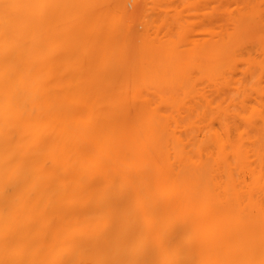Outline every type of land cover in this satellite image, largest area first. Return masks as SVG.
<instances>
[{
    "label": "bare ground",
    "instance_id": "bare-ground-1",
    "mask_svg": "<svg viewBox=\"0 0 264 264\" xmlns=\"http://www.w3.org/2000/svg\"><path fill=\"white\" fill-rule=\"evenodd\" d=\"M262 259L264 0H0V264Z\"/></svg>",
    "mask_w": 264,
    "mask_h": 264
},
{
    "label": "rangeland",
    "instance_id": "rangeland-1",
    "mask_svg": "<svg viewBox=\"0 0 264 264\" xmlns=\"http://www.w3.org/2000/svg\"><path fill=\"white\" fill-rule=\"evenodd\" d=\"M199 37H201V36H199ZM199 37H198V38H199ZM204 37H205V36H204ZM205 38H206V37H205ZM240 167L242 168L241 165H240ZM242 169H243V168H242ZM240 170H241V169H240ZM240 170H239V171H240ZM245 170H246V168H245ZM247 170H248V169H247ZM247 170H246L245 172H243V174L246 173ZM239 171H238V169H237V171H235V172H237V174H240V173H242L243 170H242L240 173H239ZM248 173H249V171H248L246 174H248ZM245 176L247 177V175H245ZM245 176L242 175V176H237V177H245ZM248 176H249V175H248ZM247 179L249 180L250 177H248ZM241 181H242V180H241ZM243 181H244V179H243ZM247 182H248V181H247ZM255 197H257V196H255ZM259 198H260V197H259ZM261 198H262V197H261Z\"/></svg>",
    "mask_w": 264,
    "mask_h": 264
},
{
    "label": "snow or ice",
    "instance_id": "snow-or-ice-1",
    "mask_svg": "<svg viewBox=\"0 0 264 264\" xmlns=\"http://www.w3.org/2000/svg\"><path fill=\"white\" fill-rule=\"evenodd\" d=\"M3 7H4L5 9H8V8L13 7V5L5 4V5H3ZM248 264H251V262H248ZM260 264H264V259H262V260L260 261Z\"/></svg>",
    "mask_w": 264,
    "mask_h": 264
}]
</instances>
